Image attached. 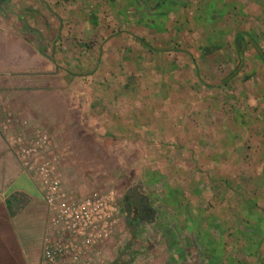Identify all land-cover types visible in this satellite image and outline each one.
<instances>
[{
	"label": "crops",
	"instance_id": "obj_1",
	"mask_svg": "<svg viewBox=\"0 0 264 264\" xmlns=\"http://www.w3.org/2000/svg\"><path fill=\"white\" fill-rule=\"evenodd\" d=\"M96 2L99 0H0V113L18 112L50 130L67 189L81 194L101 188L109 183L98 173L109 170V83L93 82L95 76L109 75V58L129 65L135 59L144 61L146 51L152 48L157 57H165L164 48L145 45L141 35L131 33L132 28L146 29L152 44L166 43L167 35L158 36L171 27L176 28L175 37L181 43L180 30L193 28L192 37L183 40L185 47L172 52L171 71L160 90L159 97L164 96L158 103L168 113L160 114L158 126L150 128L165 149L159 157L149 158L151 164L144 169L147 178L129 185L121 198L124 205L131 188H136L148 197L146 216L152 211L154 219L153 202L161 201L163 207L156 214L161 221L157 229L146 226L136 236L143 241L132 242L116 238L126 235L121 218L103 247L104 257L107 264H117L119 253L122 262L128 260L122 264H264V0H164L169 6L174 4V9H165L161 26L123 20L120 30L112 34L107 29L109 22L100 18ZM130 2L120 0L109 12L119 9L118 14L124 17ZM185 8L190 10L186 24H172L171 16L178 17ZM67 11L72 18H67ZM61 19L70 21L64 27H75L71 33L62 29L63 39L73 36L78 40L72 65L77 71L73 72L77 81L73 99H56L50 90L40 89L43 83H32L49 76V61L41 69L32 64L48 56L41 44L48 43L50 37L56 40ZM34 43L37 52L31 47ZM57 57L63 56L59 53ZM184 64L189 72L179 77ZM27 77L32 82L19 87V79L26 81ZM185 81V86L180 85ZM228 86L248 100L244 101L246 110L240 100L234 102L233 125L227 129L217 119L224 102L211 98L210 90L217 96L220 90H230ZM175 88H184L189 98L178 100ZM136 113L139 117L143 114L140 110ZM201 118L206 128L200 125ZM211 122L219 126L210 129ZM66 126L69 130L73 126L74 131L64 133ZM247 139L249 150L243 152V140ZM242 153H248L249 159H243ZM153 184L161 193L159 200L146 192L145 185ZM245 211L249 224L240 226ZM228 218L234 219L229 227L225 223ZM47 219L48 209L37 181L20 165L0 128V264H42ZM226 234L231 244L226 242ZM151 237L153 242L144 241ZM227 251L233 254L227 255Z\"/></svg>",
	"mask_w": 264,
	"mask_h": 264
},
{
	"label": "rangeland",
	"instance_id": "obj_2",
	"mask_svg": "<svg viewBox=\"0 0 264 264\" xmlns=\"http://www.w3.org/2000/svg\"><path fill=\"white\" fill-rule=\"evenodd\" d=\"M111 0H99V2H96L95 8L98 11V14L100 18L103 20L109 22V34H112V32H115V30H120L121 28V21H125V15H119V9H114L113 14L109 11L112 10V6L114 7V4L117 2V5H120V0L116 1L113 5ZM111 9V10H109ZM67 14L69 17L67 18H72V13L67 11ZM115 14V15H114ZM190 14V10L186 11V8L184 9V12L182 14H177L178 17L171 16L172 19V24L178 25L176 21H180L181 25H185L188 18V15ZM72 21V20H71ZM167 26L169 24V21H167ZM70 23L69 19H67L65 22L62 21L60 23V27L58 28V31H60L59 36L56 38V40H51V37L49 38V42H43L41 45H43L42 49L43 52L45 51L48 56H43L42 60L40 61L41 63H37L36 61L33 66L39 65V69L41 67H45L47 64V61H49V76L46 77L44 76L43 79H40L39 81L33 80L31 77H27L26 81H24L22 78L19 79V87L21 85H26V83H33L36 84L37 82L43 83V87H40V89H48L50 90V93H54V97L56 99H73L74 98V84L76 79L75 75L73 72H77L73 65V55H74V48L77 47L75 43H78L77 39H74L73 36H67V39H63V33L62 29L67 30V33H71V31L74 30V26H66L64 27L63 24H68ZM127 23V22H125ZM134 23V22H130ZM129 23V24H130ZM179 24V25H180ZM178 25V26H179ZM133 32H131L133 35L139 34L143 38V43L145 45H154L156 44V48H164L165 49V57L163 56L162 59L157 57V52H152L155 50V48H152L153 50L146 51V46L144 51H146V57L144 58V61L139 60L137 61L135 59L134 62H131L129 65L128 64H122L121 62L117 63L114 59L109 58V75H101L103 78H99V76H95L96 80L93 82H98V81H106L109 83V170H102L99 171L98 173L102 175V180L109 181L107 185L101 186V188H109L113 189L116 191L119 196L122 198L125 194V191L127 187L131 184H136L140 181L142 182L143 179L147 178L145 174L146 168L151 164V160L149 158L151 156H156L159 157L164 151V143H161L160 139L154 138L152 131L150 130L154 128V126H158L156 121L158 120V116L160 114H167L168 109L164 108V106H161L160 103H158V99L162 98L164 96H160V90H163V85L165 82L166 85V80L168 78V75L171 71L169 69V63L170 60H172L173 51L174 49H178L181 47H185L184 43V38L188 40V38L192 37V31L193 28H182L181 31V37L183 40H181V43L177 41L175 34L177 33L174 32V29L176 28H170V31H167L166 34H160L158 37L162 38L167 35L168 41L165 42H160V43H151V35L147 33L146 29L143 30H136L135 28H132ZM168 29V28H167ZM197 33V32H196ZM147 40H145V38ZM63 39V40H62ZM75 40V42H74ZM177 41V42H176ZM31 46V45H30ZM180 46V47H179ZM31 47H33L34 51L37 52L38 46L36 43H34ZM30 47V48H31ZM172 54H171V53ZM62 54L63 57H60V59L57 57V54ZM45 54V53H44ZM58 60L55 62L54 60ZM248 60V57L247 59ZM162 63V65H161ZM160 64V65H159ZM186 64V63H185ZM183 65V68L181 70L180 76H185V72H189V67L187 65ZM189 65V61H188ZM35 67V66H34ZM250 67V63L248 62L247 64L244 65V68H246V72ZM166 68V69H165ZM248 68V69H247ZM46 69V68H45ZM186 70V71H185ZM33 71V70H32ZM35 71H37L35 69ZM197 72L200 73L201 75V70H197ZM195 72V73H197ZM198 73V74H199ZM174 74V73H173ZM175 76V75H173ZM196 76V74H194ZM199 77V76H198ZM247 77H249L247 75ZM175 79L177 78L176 76L174 77ZM22 79V80H21ZM99 79V80H98ZM87 82L86 80H84ZM237 84H239V80L236 81ZM180 85L185 86V82H179ZM178 83V84H179ZM235 83V82H234ZM166 87V86H165ZM230 90H220L217 93V96L215 95V91L213 89L210 90L211 92V98H220L224 102L225 108H223V111L221 112L222 115L218 116V123L221 124L220 122H224L223 126L226 125L227 129L228 126L231 125L232 127V117H234V102L240 100L241 106L243 110H246L244 107V101H247L248 99L241 98L240 93L238 90L235 88H231L230 86L227 87ZM176 89V88H175ZM174 90V89H173ZM166 91V90H165ZM175 91V90H174ZM170 92L167 90L168 95ZM175 95L177 96L178 100L183 99L186 100L187 97V91H184L182 89H176ZM194 109H196L193 106ZM137 110H140L143 114L141 117L136 113ZM1 113H10L12 116H16L17 119L19 118L20 120H26L28 122L29 127L34 125L38 126L39 128H43L42 125L36 124L32 122L30 119L25 118L21 116L18 112H1ZM0 113V114H1ZM224 113V114H223ZM210 115V114H208ZM213 114L211 113V116ZM135 116V117H134ZM140 118L141 122L138 123V120L136 118ZM210 116L207 117V121L210 120ZM213 117H216L213 115ZM122 118V119H121ZM215 119V118H214ZM221 120V121H220ZM203 124H200L204 128H206L205 120L204 118H201ZM146 122V123H145ZM154 123V124H153ZM74 126V125H73ZM72 126L73 130H69V127L66 126L64 133H67V131L71 132L74 131V127ZM116 126H122L121 131L118 129H113ZM129 126L132 127L134 126L135 128L133 129H128L127 127ZM219 126L217 125V122H211L210 123V129L213 127ZM146 127V128H145ZM14 130H21L22 129V124L18 123L13 125ZM13 129H11L13 131ZM46 129V128H45ZM47 130V129H46ZM50 132V130H47ZM151 131V132H150ZM68 132V133H69ZM150 132V133H149ZM51 133V132H50ZM52 134V133H51ZM53 136V134H52ZM65 136V135H64ZM68 137V135H66ZM65 137V138H66ZM54 138V137H53ZM69 138V137H68ZM68 141L66 144H70V141ZM83 143L85 144V140H82ZM248 139L243 140V145L242 147L243 152L248 149ZM65 142V141H64ZM247 142V143H246ZM241 156L243 159H249V155L242 153ZM79 161V160H78ZM76 161V162H78ZM80 162V161H79ZM159 162L162 163V160L160 158ZM145 167V168H144ZM167 168V167H166ZM145 169V170H144ZM247 172V171H246ZM94 173V172H91ZM167 178V177H166ZM166 182V179L163 180ZM159 184V182L155 183ZM153 185H145L146 192H149L153 198H156L159 200V198H162L156 189V186ZM155 187V188H154ZM71 190H74L70 188ZM122 201V199H121ZM156 210L155 212V219L151 222L150 226L147 224L146 226L150 227L151 230L153 231L152 228L157 229L158 222L161 220H158L159 213L161 212V208L163 207V204L161 201L159 203H154L152 205ZM170 209V208H168ZM227 211L228 209L231 210V208H226ZM246 210V209H244ZM168 212L170 210H167ZM243 218H240V221L238 224L240 226H244L249 224V220L247 219L246 216V211L243 213ZM121 218H122V226H123V231L125 232L126 235H120L118 234L116 238L118 240H127V239H132V242H141L143 240H137L136 237L132 238V234L130 232V229L127 226L126 222V212L121 209ZM234 221V219L228 218L226 219L225 223L226 226L229 227L231 223ZM238 225V226H239ZM145 226V228H146ZM144 228V229H145ZM227 235V234H226ZM226 242L231 244L230 236H226ZM135 239V240H134ZM147 243L148 242H153L154 238L151 237L148 240H144ZM223 241V240H222ZM229 248V247H228ZM227 255H232L233 252H226ZM248 259V255L245 256V259Z\"/></svg>",
	"mask_w": 264,
	"mask_h": 264
},
{
	"label": "built area",
	"instance_id": "obj_3",
	"mask_svg": "<svg viewBox=\"0 0 264 264\" xmlns=\"http://www.w3.org/2000/svg\"><path fill=\"white\" fill-rule=\"evenodd\" d=\"M18 123L22 124L19 131L13 129ZM0 128L20 165L37 181L48 209L42 264H107L103 247L121 222L119 194L109 188L81 194L67 189L60 154L46 129L29 127L26 120L10 113L0 114Z\"/></svg>",
	"mask_w": 264,
	"mask_h": 264
},
{
	"label": "trees",
	"instance_id": "obj_4",
	"mask_svg": "<svg viewBox=\"0 0 264 264\" xmlns=\"http://www.w3.org/2000/svg\"><path fill=\"white\" fill-rule=\"evenodd\" d=\"M163 1L164 0H131V7L123 11L125 20H129L132 22L146 21L152 26H156L157 24L160 25V17L165 14V9H174V6H172L174 4H171L169 6L168 2L164 3ZM54 61L56 62V60ZM122 209H125L123 203ZM128 209L129 208L125 210L128 211ZM153 214L154 212L151 211L148 216L137 215L136 217H130V219L128 220V226L131 229L132 238L141 233L144 230L145 226L153 221ZM117 260V264H122L128 261L125 260L124 262H122L120 253L117 256Z\"/></svg>",
	"mask_w": 264,
	"mask_h": 264
},
{
	"label": "flooded vegetation",
	"instance_id": "obj_5",
	"mask_svg": "<svg viewBox=\"0 0 264 264\" xmlns=\"http://www.w3.org/2000/svg\"><path fill=\"white\" fill-rule=\"evenodd\" d=\"M132 191V190H130ZM128 200V211H126V218L130 219V217L138 216H146L148 213L149 207H144L143 197L137 198L136 194L132 191L130 197H127L124 201L127 202ZM140 202V203H139Z\"/></svg>",
	"mask_w": 264,
	"mask_h": 264
},
{
	"label": "water",
	"instance_id": "obj_6",
	"mask_svg": "<svg viewBox=\"0 0 264 264\" xmlns=\"http://www.w3.org/2000/svg\"><path fill=\"white\" fill-rule=\"evenodd\" d=\"M131 190L136 194L137 198L143 197L144 207H148V205H149L148 197L146 195L140 194V192L138 193L136 188H131ZM124 206H126V207L128 206V200H127V202L124 203Z\"/></svg>",
	"mask_w": 264,
	"mask_h": 264
}]
</instances>
